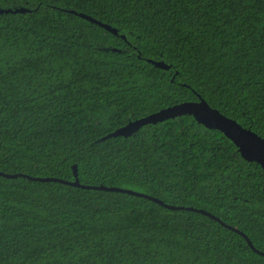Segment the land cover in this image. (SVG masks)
Returning a JSON list of instances; mask_svg holds the SVG:
<instances>
[{"label": "trees", "instance_id": "obj_1", "mask_svg": "<svg viewBox=\"0 0 264 264\" xmlns=\"http://www.w3.org/2000/svg\"><path fill=\"white\" fill-rule=\"evenodd\" d=\"M0 7L30 9L0 13L1 171L73 180L76 164L84 184L204 208L264 251V169L222 131L182 115L101 140L198 94L264 138V0ZM0 264H264V255L201 212L0 175Z\"/></svg>", "mask_w": 264, "mask_h": 264}, {"label": "water", "instance_id": "obj_2", "mask_svg": "<svg viewBox=\"0 0 264 264\" xmlns=\"http://www.w3.org/2000/svg\"><path fill=\"white\" fill-rule=\"evenodd\" d=\"M27 11H30V9L27 7H19V8L0 7V13L27 12ZM69 11L83 18H86L92 22H95L103 26L107 30L113 32L114 34L119 35L118 28L113 27L108 23H105L84 12H78L72 9ZM121 36L124 39H126L125 34H121ZM114 50H118V49L114 48ZM147 61L151 62L152 64L160 68H164V69L171 68V64L166 63L164 60H155L153 58H147ZM198 96H199L198 100H189V101L176 103L174 105H170L156 112H153L147 116L137 118L135 120H130L125 125L120 126L114 131L104 135L101 138V140H105L111 137H118V136L130 137L146 124L149 123L155 124L159 121H164L170 118H176L177 116H182V115H193L199 123L204 124L206 127L211 129H218L222 131L229 139H231L235 143V145L238 147L241 156L244 159L250 162L255 161L259 163L264 169V138L260 136L257 132L253 131L251 128L244 127L236 119L227 116L226 114L221 112L218 108L211 106L207 102V100L203 98L200 94H198ZM73 169H74V177H75L73 180L65 179L57 176H33L22 172L8 173L1 170H0V175L9 178H16L18 176H23L38 181H56L71 186L87 188V189L125 192L136 196L149 198L150 200L155 201L169 209H187V210L201 212L221 222L225 226L233 229L234 231L240 233L242 236L246 238L248 244L255 252L264 255V251L258 249L245 232L241 231L237 227L225 223L220 217L216 216L215 214L204 208H198L191 205L186 206V205L170 204L165 202L159 197L138 190H134L131 188H125L121 186H109L105 184H99V185L84 184L80 181L79 170L76 164H74Z\"/></svg>", "mask_w": 264, "mask_h": 264}]
</instances>
